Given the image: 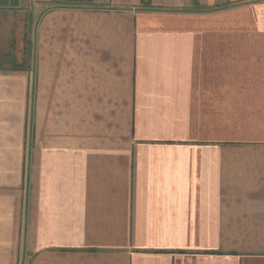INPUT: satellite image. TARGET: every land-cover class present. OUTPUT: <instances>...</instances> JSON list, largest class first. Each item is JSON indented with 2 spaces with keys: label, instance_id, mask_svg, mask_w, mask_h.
Returning <instances> with one entry per match:
<instances>
[{
  "label": "crops",
  "instance_id": "crops-1",
  "mask_svg": "<svg viewBox=\"0 0 264 264\" xmlns=\"http://www.w3.org/2000/svg\"><path fill=\"white\" fill-rule=\"evenodd\" d=\"M0 264H264V0H0Z\"/></svg>",
  "mask_w": 264,
  "mask_h": 264
}]
</instances>
